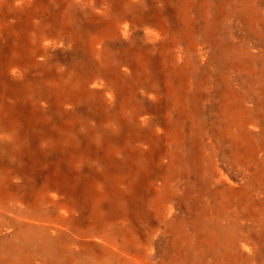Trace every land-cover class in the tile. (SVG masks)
I'll return each instance as SVG.
<instances>
[{
	"label": "rangeland",
	"instance_id": "374dc122",
	"mask_svg": "<svg viewBox=\"0 0 264 264\" xmlns=\"http://www.w3.org/2000/svg\"><path fill=\"white\" fill-rule=\"evenodd\" d=\"M90 1L74 20L97 42L52 51L38 68L35 99L69 124L60 147L87 148L78 170L93 192L111 175L119 198L144 207L182 182L198 240L167 264H264V0ZM160 24L150 43L145 29ZM218 169L234 176L237 197L217 187ZM152 240L145 249L155 252Z\"/></svg>",
	"mask_w": 264,
	"mask_h": 264
},
{
	"label": "bare ground",
	"instance_id": "6f19581e",
	"mask_svg": "<svg viewBox=\"0 0 264 264\" xmlns=\"http://www.w3.org/2000/svg\"><path fill=\"white\" fill-rule=\"evenodd\" d=\"M82 7L93 3L0 0V264H167L178 247L198 240L186 201L178 196L186 187L180 182L173 195L162 194L152 207L119 198L122 186L111 175L103 192H93L78 170L89 151L77 143L60 147L68 121L56 124L43 112L48 101L35 99L42 95L38 68L52 51L67 54L97 42L86 41L88 24L74 20ZM145 34L151 43L164 30L154 25ZM56 150L60 156L52 157ZM174 160L171 155L169 163ZM214 176L217 187L228 186L229 199L241 192L229 170L218 169ZM168 202L178 212L167 211ZM242 220L235 223L239 230ZM153 221L165 223L168 231L153 235ZM152 239L155 252L145 249Z\"/></svg>",
	"mask_w": 264,
	"mask_h": 264
}]
</instances>
